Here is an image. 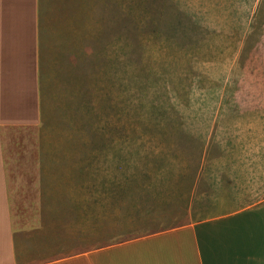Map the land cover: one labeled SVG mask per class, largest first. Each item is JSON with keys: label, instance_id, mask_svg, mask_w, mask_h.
<instances>
[{"label": "rangeland", "instance_id": "rangeland-1", "mask_svg": "<svg viewBox=\"0 0 264 264\" xmlns=\"http://www.w3.org/2000/svg\"><path fill=\"white\" fill-rule=\"evenodd\" d=\"M46 5L48 255L264 203V0Z\"/></svg>", "mask_w": 264, "mask_h": 264}, {"label": "crops", "instance_id": "crops-1", "mask_svg": "<svg viewBox=\"0 0 264 264\" xmlns=\"http://www.w3.org/2000/svg\"><path fill=\"white\" fill-rule=\"evenodd\" d=\"M46 2L0 0V264H264V203L48 255L51 241L42 219L50 205L45 200L56 198L47 192L39 136L42 82L55 65L60 33L54 26L59 19H45Z\"/></svg>", "mask_w": 264, "mask_h": 264}]
</instances>
